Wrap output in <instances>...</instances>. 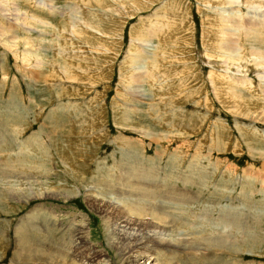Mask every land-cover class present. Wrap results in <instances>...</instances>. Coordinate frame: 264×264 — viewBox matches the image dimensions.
<instances>
[{
    "label": "rangeland",
    "instance_id": "rangeland-1",
    "mask_svg": "<svg viewBox=\"0 0 264 264\" xmlns=\"http://www.w3.org/2000/svg\"><path fill=\"white\" fill-rule=\"evenodd\" d=\"M96 1L0 0V264L23 262L16 257L21 247L70 252L73 239L63 232L78 225L96 261L127 264L108 245L114 226L107 204L122 196H90L71 182L67 168L76 172V164H65L74 155L78 168L88 164L80 175L88 179L113 174L115 183L130 184L141 172L143 182L173 185L141 186L139 221L166 228L188 213L190 227H179L181 233L191 230L214 244L227 241L228 250L213 253L229 264H264V65L249 54L254 47L264 53V28L243 41L238 24L240 42L232 40L236 49L245 45L246 54L230 47L231 53L209 55L204 41H214L217 24L228 35L242 15L253 14L243 0ZM69 6L95 11L99 27L76 31L84 25L77 20L82 14L69 13ZM263 10L257 18L264 19ZM211 76L229 86L212 83ZM233 90L244 100L223 99ZM159 187L179 195L150 193ZM65 193L78 194L65 199ZM46 227L58 234L52 237ZM21 230L29 233L24 245ZM170 252L146 250L138 264H155V256L169 264L189 258L172 253L182 257L176 261Z\"/></svg>",
    "mask_w": 264,
    "mask_h": 264
},
{
    "label": "bare ground",
    "instance_id": "bare-ground-1",
    "mask_svg": "<svg viewBox=\"0 0 264 264\" xmlns=\"http://www.w3.org/2000/svg\"><path fill=\"white\" fill-rule=\"evenodd\" d=\"M98 1V0H97ZM96 1V2H97ZM102 1V0H101ZM217 1V0H216ZM223 1V0H222ZM237 2L239 1H242V0H235ZM15 2V1H14ZM51 2V1H50ZM85 2V1H83ZM207 2V1H206ZM225 2H229L231 5L232 3H234L233 0H227ZM119 3V2H118ZM14 3H12L13 5ZM217 4H220V3H217ZM225 4V3H224ZM237 4V3H236ZM234 3V5H236ZM239 4V3H238ZM92 5V4H91ZM112 5V4H111ZM211 5V3H210ZM241 5V4H240ZM243 5L245 8L249 9L247 12H253L252 15H242L241 18H239L236 22V26L237 28H227V31H228V35H232L231 37H229L228 35H225L223 34L222 32H220L219 30V27H218V24L216 25V37L214 38V41L210 44L208 42H205L207 47H206V52L210 55L211 54V51L215 52L216 54H219L220 52L222 53H231L230 49L232 50V48L230 47H234L235 49L237 48L236 47V42H240V38L238 36V33L236 31V29H239L238 27V24L239 26H241V28L244 30L243 33H244V38H243V41H247V37L250 36L252 37L254 31L255 32H258L257 30V27L258 28H264V19H261L263 17H260V18H257V16H260L259 14H257L258 10H260L261 8L263 9L264 7V0H243ZM2 6V5H1ZM4 6V5H3ZM93 7H95L94 5H92ZM239 6V5H238ZM75 7V6H74ZM72 8V6H69V10L68 12L69 13H74L76 12V14L78 15V12L81 15L80 19H77L79 20L80 23L84 24L83 27H77V30L76 31H80V33L83 31H85V29H87V26L88 27H95V28H98L99 25H97L96 23L99 22L98 20V17L96 16L97 14H94L95 11L93 13H88V12H84V11H80L78 9H75V8ZM223 7V6H222ZM240 7V6H239ZM243 7V8H244ZM90 8V7H89ZM220 8V7H219ZM48 9V7H47ZM92 9V8H91ZM216 9V8H215ZM246 9V10H247ZM7 10V9H6ZM13 10V9H12ZM78 10V11H77ZM218 10V9H217ZM232 10V9H231ZM65 11V10H64ZM33 12V11H32ZM231 12V11H230ZM234 12V11H233ZM237 12V11H236ZM264 12V10H263ZM52 13V12H51ZM65 13V12H64ZM232 13V12H231ZM246 13V12H245ZM50 14V12H49ZM219 14V13H218ZM234 14V13H233ZM255 14V15H254ZM35 15V14H34ZM32 16V17H36V16ZM257 15V16H256ZM215 16V15H214ZM218 16V15H217ZM222 16V15H221ZM233 16V15H232ZM219 17V16H218ZM234 17V16H233ZM243 17V18H242ZM108 18V17H107ZM223 17H221V20H222ZM39 19V18H37ZM102 19V18H101ZM100 19V20H101ZM233 19V18H232ZM259 19H261L259 21ZM74 20V18H73ZM72 20V21H73ZM109 20V19H108ZM235 20V19H234ZM233 20V21H234ZM258 20V21H257ZM41 22V21H40ZM74 22V21H73ZM228 22V21H227ZM233 22V27H234V23ZM259 22V23H257ZM74 23H77V22H74ZM223 23V22H222ZM226 23V21L224 22ZM72 24V23H71ZM79 25V24H78ZM103 25V24H102ZM220 25V24H219ZM72 26V25H71ZM81 26V25H80ZM230 27V26H229ZM1 28V27H0ZM256 28V30H255ZM251 29V31H250ZM254 29V30H253ZM64 30V29H62ZM97 30V29H96ZM150 30V29H149ZM263 30V29H262ZM260 30V31H262ZM65 31V30H64ZM67 31V29H66ZM65 31V32H66ZM69 31V30H68ZM221 31H224L223 29ZM60 32V31H59ZM64 32V33H65ZM63 33V31H62ZM72 33V32H71ZM210 33V32H209ZM236 33V34H235ZM264 33V31H263ZM60 34V33H59ZM67 34V33H66ZM227 34V33H226ZM8 35V34H7ZM147 35V34H146ZM237 35V37H235ZM62 36V35H61ZM259 36V35H258ZM100 37V36H99ZM257 37V36H256ZM235 38V41L234 42L232 39ZM262 38V37H261ZM203 39V38H202ZM253 40V39H252ZM258 40V39H257ZM4 43V42H3ZM65 43V42H64ZM7 44V43H6ZM10 44V43H9ZM8 44V45H9ZM210 44V45H209ZM251 44V43H250ZM255 44V43H254ZM260 44V48H264V41L261 40L259 42ZM252 45V44H251ZM256 45V44H255ZM10 46V45H9ZM209 46V47H208ZM58 47V46H57ZM11 48H12V45H11ZM65 47L64 46H61V49H64ZM215 48V50H214ZM233 48V49H234ZM245 48V45L244 47H242L241 49H236V52L237 50H241L240 53L243 55V54H246V50L244 49ZM244 49V50H243ZM64 50H67V49H64ZM249 54L250 53H254L258 56L259 58V64H262L264 65V53H259L257 49L254 48H251L249 49ZM243 51V52H242ZM246 51V52H245ZM62 52V51H61ZM64 53V51H63ZM248 54V55H249ZM253 54V55H254ZM229 56V55H228ZM233 57H231L230 59H232ZM27 63V62H26ZM255 64V63H254ZM66 68V67H65ZM226 78V76H225ZM228 79V78H227ZM185 80V79H184ZM211 80L212 83L213 82H219V85L220 86H225V82H222L220 79H215V76H211ZM220 80V81H219ZM240 80V79H239ZM225 81V80H223ZM241 81H244V80H241ZM225 83V84H224ZM228 83V82H227ZM244 83V82H243ZM226 86L228 87L229 84ZM218 89V88H217ZM218 91V90H217ZM221 91V89H220ZM229 91V90H228ZM235 90L231 91L230 92H226L224 94V97L223 99L226 97V99L230 100V101H243L244 98L242 96H239L238 98L235 96V94L233 93ZM219 92V91H218ZM236 92V91H235ZM218 94V93H217ZM220 95V93L218 94ZM221 99V98H220ZM238 105V104H237ZM255 144V143H254ZM77 145V144H76ZM74 147V145H72ZM72 147V148H73ZM79 147V146H77ZM70 148V147H69ZM65 149V148H64ZM71 149V148H70ZM74 150V149H73ZM72 150V151H73ZM61 151V150H60ZM63 151H66V150H63ZM68 151V150H67ZM77 151V150H76ZM69 152V151H68ZM83 152V151H82ZM63 155V153H61ZM65 157H63L62 159H64ZM69 159V157H68ZM67 160V159H66ZM77 162V159L75 158V155L70 158L67 163L65 164L66 167L68 166V163H71L73 164V166L75 165V168L77 169L76 172H71V169L67 168L68 169V172L70 173L68 176L71 177V182L75 183V184H80L82 189L86 192H88V194L91 196V191H96L98 192V195L99 194H104V195H111V194H114V195H117L116 197L119 198L120 196H122L121 198H119L120 200L119 201H107L108 202V207L111 208V210H113V212L111 213L110 211V214L109 217H110V220L112 221L111 222V225H113V229H112V232H113V235H114V239L113 241H110L108 245H110V247L113 249L115 247V249L117 248L118 250V253L119 254H122V256H124L126 259H127V264H138V259H139V255H144L145 254V251L146 250H151L153 248H159V249H163L165 251H171L170 253H176L178 252L177 254L181 253L180 251L182 252H185V254L188 253V256L189 258H187V260L185 261V263L182 262L181 260V264H229L225 261V259L220 255V254H215L213 253V251H217V252H220V253H223L225 252L226 250L229 249L228 246H226V242L227 241H224V242H221L219 244H214V239H213V242H207L206 241H201V238L198 239L194 236H192L191 234H193V231L191 230H187L185 233L184 232H180L178 229L179 227H185L187 228L186 226L188 225V223H190L191 221V216L188 215V213H181L180 215L181 216H178L177 218L174 217V221L172 222L171 220L168 221L166 223V225H164L166 228H161V227H158L156 225H152L150 223H144L143 221H139L137 218H138V204H140V200L143 198H141V190L143 189V187H147L148 183H150L151 185L153 184V186H151V188H153L154 186H157L158 184H154L155 182H152L150 179V182H143L142 180V174L140 173H136V176L139 178V180L133 182V183H128L126 180H121L120 182L118 183H115V179H114V176L113 174H108L106 175L105 174V178L106 180H99V179H96L95 178V175L92 177H89L90 179L86 178L85 175H82L80 176L83 172H84V167L88 164H83L81 167L78 168V164L76 163ZM89 162V161H88ZM125 166V165H124ZM135 166V165H134ZM99 169L100 166H98ZM98 167H97V175H98ZM83 168V170H82ZM87 168V166H86ZM90 168V166H89ZM66 169V170H67ZM96 170V169H95ZM81 171V172H80ZM102 171H104L102 169ZM155 171V170H154ZM144 172V171H143ZM92 173V172H91ZM156 173V172H155ZM104 174V173H103ZM135 174V173H134ZM147 174V173H146ZM96 175V176H97ZM151 175V174H150ZM124 176V175H123ZM180 176V175H179ZM68 177V178H69ZM100 177V176H98ZM159 177V176H158ZM144 178V176H143ZM160 178V177H159ZM128 179V178H127ZM136 179V178H135ZM142 179V180H141ZM129 180V179H128ZM68 181V179H67ZM155 181V180H154ZM134 184H137L138 187H140V189L138 188H135L133 187ZM160 184V183H159ZM64 185V184H63ZM162 186H165L168 188V189H174L173 188V185L170 184V183H165L163 185L160 184ZM158 185V186H160ZM141 186H143L141 188ZM64 187V186H62ZM164 187V188H166ZM28 188V187H27ZM75 188V187H74ZM80 188V187H79ZM148 189V188H147ZM150 189V188H149ZM159 189V190H158ZM157 190L155 189H151L153 192H150L151 194H155V195H158V196H161V197H164V198H171V199H174V198H177L176 195H179V194H175L173 193L172 195L170 194H165L164 192L162 193V190H160V187L158 188ZM163 189V188H162ZM14 190V189H13ZM54 190H58V189H53L52 188V191ZM63 190V189H62ZM65 190V189H64ZM76 190V189H75ZM150 190V191H151ZM11 191V190H10ZM70 191V190H69ZM149 191V190H148ZM169 191V190H168ZM24 192V191H23ZM57 192V191H56ZM65 192V191H64ZM68 192V191H67ZM74 192V190H73ZM79 192V191H78ZM144 192V191H143ZM166 192V190H165ZM7 193V192H6ZM9 193V191H8ZM7 193V194H8ZM13 193H16V192H13ZM62 193V192H61ZM75 193V192H74ZM170 193V192H169ZM11 194V193H10ZM53 194V193H51ZM78 194V193H76ZM76 194H63L64 198L67 199L69 197H73L74 195ZM223 194V193H222ZM21 193V197L28 200L29 198H31V193L30 194H26V195H23ZM55 195V192L53 194V196ZM62 195V194H61ZM200 195V194H199ZM197 195V197L199 196ZM5 196V195H4ZM38 195L36 194H33L32 195V198L33 197H37ZM52 196V195H51ZM50 196V197H51ZM145 196V195H144ZM17 197V196H15ZM55 197V196H54ZM13 198V197H12ZM136 200H135V199ZM191 198L188 197L186 200L189 201V199ZM7 199V198H6ZM64 199V200H65ZM169 200V199H167ZM185 200V199H184ZM191 200V199H190ZM194 201V200H193ZM186 202V201H185ZM93 203V202H92ZM111 203V204H110ZM150 204V203H149ZM100 207V206H99ZM141 208V207H140ZM105 211V210H104ZM124 211V212H123ZM184 212V211H183ZM108 213V211H107ZM141 213V212H140ZM125 214L127 215V217H125ZM150 214V213H149ZM224 214V213H223ZM154 215V214H153ZM170 216V215H169ZM232 217V216H231ZM235 217V216H233ZM183 219V220H182ZM185 220V221H184ZM154 222V221H153ZM152 222V223H153ZM232 222V221H231ZM47 223V222H46ZM158 223V222H157ZM51 224V223H50ZM49 224L47 223L46 226H48ZM160 225V224H159ZM175 225V226H174ZM190 225V224H189ZM188 225V226H189ZM52 226V225H51ZM190 227V226H189ZM58 228V227H57ZM46 231H47V234L51 235L53 237V235H57L58 234V231L56 229V227H46ZM61 229V228H59ZM68 229V228H67ZM83 229L84 227L82 225H78L77 227L71 229L70 230H66L65 232L63 233H68L71 235L72 239L71 240L74 244V249L72 248L71 246V249L72 251L70 252H65L63 255H57V254H51L52 252L49 251H44L42 250V246L37 248L36 250H28L27 248L25 247H21L19 248L20 250L16 253V257L21 259L23 262H18L20 264H34V263H28L27 261L32 258V259H36V260H44L46 261L45 264H60V260H61V256H64L65 259H66V262L65 263H61V264H76L74 262H78V264H107V260L105 259H102L101 262L99 263V261H96V257H95V252L90 248L88 247L85 243H84V239L83 238ZM181 229V228H180ZM190 229V228H189ZM199 229V228H198ZM27 233V232H26ZM25 233V230H21L19 232V241L21 242L22 245L26 244L28 239H29V233L26 234ZM32 234V232H31ZM183 235L185 234V237H178L177 235ZM209 234V233H208ZM207 234V235H208ZM221 233H218V235H220ZM34 236V240L35 242H39V240L36 238L35 236V233L33 234ZM187 235V236H186ZM198 235V234H197ZM32 237V238H33ZM31 238V239H32ZM56 238V237H54ZM205 238H209L208 236L205 237ZM48 239V238H47ZM52 239V238H51ZM58 239V238H57ZM212 239V238H210ZM31 241V240H30ZM45 241V240H44ZM55 241V240H54ZM53 241V242H54ZM48 242V241H47ZM56 242V241H55ZM32 244V242H29V244ZM40 243H44L41 239H40ZM39 243V244H40ZM223 243V244H222ZM27 244V245H29ZM54 245H56V243H52ZM39 246V245H38ZM234 246V245H233ZM55 247V246H54ZM58 248V247H57ZM180 250V251H178ZM57 251V249H56ZM51 252V253H50ZM195 252L196 255H197V259L198 261H194L192 258H193V255H195ZM161 253V252H160ZM190 253H191V256H190ZM118 254V255H119ZM158 255V254H156ZM164 255V254H162ZM195 255V256H196ZM175 255L172 254L171 258L173 259ZM185 256V255H184ZM187 256V257H188ZM63 257V258H64ZM178 258V260L176 258V261H180L179 259L180 258V255L179 256H175ZM191 257V258H190ZM163 257L159 258L158 256L156 257L155 256V261L154 263L155 264H166L168 263V259L167 260H163L162 259ZM167 258V256L165 257ZM170 258V257H169ZM170 258V259H171ZM186 258V257H185ZM196 258V257H195ZM143 259V258H142ZM17 261V260H16ZM170 261V260H169ZM173 263V261H171ZM170 262V263H171ZM171 263V264H172ZM41 264V263H39ZM110 264V263H109ZM169 264V263H168ZM174 264V263H173Z\"/></svg>",
    "mask_w": 264,
    "mask_h": 264
}]
</instances>
